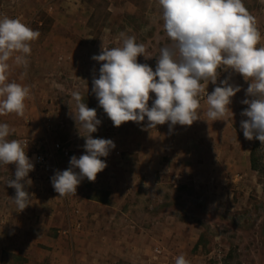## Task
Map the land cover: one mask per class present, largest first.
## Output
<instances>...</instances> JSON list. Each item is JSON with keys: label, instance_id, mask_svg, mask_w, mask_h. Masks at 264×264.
I'll use <instances>...</instances> for the list:
<instances>
[{"label": "rangeland", "instance_id": "1", "mask_svg": "<svg viewBox=\"0 0 264 264\" xmlns=\"http://www.w3.org/2000/svg\"><path fill=\"white\" fill-rule=\"evenodd\" d=\"M243 2L264 37V0ZM4 15L22 17L41 35L31 43L27 69L10 61L9 82L31 86L24 115H0V123L15 129L9 140L27 137L33 144L46 137L70 150L67 157L54 153L50 173L34 165L26 178L32 183H25L31 204L24 212L55 201L57 192L49 180L70 167L73 155L86 153V132L74 118L78 107L72 93L78 90L101 121L92 137L115 143L109 155L101 157L107 167L94 182L85 177L81 193L109 201L110 192L126 188L123 217L142 232L137 247L147 258L140 263L112 259L110 264H175L181 254L191 264H264V145L246 139L241 127L247 119L241 113L248 107L242 101L251 98L246 95L250 81L231 69H219L216 84L203 82L209 94L230 74L229 83L240 86L229 105L233 117L225 120L208 118L205 97L200 119L191 126L177 124L170 130V122H165L148 128L145 117L117 127L92 90L104 63L92 57L101 54L102 47L122 46L119 34L124 32L146 45L145 55L151 57L139 55L137 60L155 71L160 49L173 43L163 28L158 0H0V18ZM258 46H264V38ZM154 99L150 92L149 107ZM15 171V163L0 164V219L22 212L13 200L15 188L7 185ZM10 262L22 264L25 258L18 255Z\"/></svg>", "mask_w": 264, "mask_h": 264}, {"label": "clouds", "instance_id": "2", "mask_svg": "<svg viewBox=\"0 0 264 264\" xmlns=\"http://www.w3.org/2000/svg\"><path fill=\"white\" fill-rule=\"evenodd\" d=\"M162 7L163 28L173 42L162 47L155 71L137 58L144 55L146 45L138 43L135 36L121 32L122 46L102 47L101 54L92 59L103 61L99 78L93 80V92L99 105L113 121L114 126L134 121L140 123L147 117L148 128H156L170 122V130L177 124L191 126L200 119L201 99L206 97L207 116L220 120L233 112L231 98L241 90L229 83L228 78L209 94L203 82L216 84L219 69H231L250 81L241 113L247 119L241 121L244 137L258 139L264 145V46L257 18L248 10L243 0H158ZM40 31L23 22L22 17L0 18V115L16 113L23 116L25 100L31 96V86L9 82L12 61L25 69L29 66L31 43L40 37ZM25 71L22 74L26 76ZM150 92L155 99L149 107ZM78 113L74 118L84 129L86 153L73 155L70 167L56 171L51 178L59 196L75 195L77 187L86 177L94 182L97 174L107 167V157L115 143L111 139L93 138L101 121L95 108L82 102V93H72ZM15 132L8 123H0V164L15 163V178L7 185L15 188L13 198L18 211L31 204V195L25 188L34 163L26 154V141L8 137ZM79 169V172L75 169ZM147 187V184L145 185ZM175 264H191L181 254Z\"/></svg>", "mask_w": 264, "mask_h": 264}, {"label": "crops", "instance_id": "3", "mask_svg": "<svg viewBox=\"0 0 264 264\" xmlns=\"http://www.w3.org/2000/svg\"><path fill=\"white\" fill-rule=\"evenodd\" d=\"M79 185L75 195L57 193L55 201L31 208L36 211L2 217L0 264H10L18 255L25 258L22 264H110L112 259L147 262L137 247L142 232L123 217L126 188L121 191L123 197L113 190L109 201H101L83 195Z\"/></svg>", "mask_w": 264, "mask_h": 264}, {"label": "built area", "instance_id": "4", "mask_svg": "<svg viewBox=\"0 0 264 264\" xmlns=\"http://www.w3.org/2000/svg\"><path fill=\"white\" fill-rule=\"evenodd\" d=\"M19 140L26 141L28 143L26 150L27 156L34 165L44 173H50L54 164V153L59 152L63 156L67 157L70 150L67 146H64L59 141H51L49 143L48 138L44 137L41 140H37L33 144L29 138L24 137Z\"/></svg>", "mask_w": 264, "mask_h": 264}, {"label": "trees", "instance_id": "5", "mask_svg": "<svg viewBox=\"0 0 264 264\" xmlns=\"http://www.w3.org/2000/svg\"><path fill=\"white\" fill-rule=\"evenodd\" d=\"M251 163H253L252 158H251Z\"/></svg>", "mask_w": 264, "mask_h": 264}]
</instances>
